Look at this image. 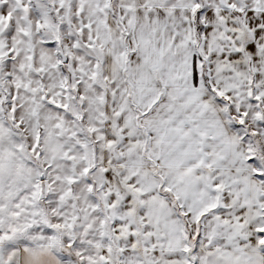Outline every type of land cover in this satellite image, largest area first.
Wrapping results in <instances>:
<instances>
[{"label": "snow or ice", "instance_id": "1", "mask_svg": "<svg viewBox=\"0 0 264 264\" xmlns=\"http://www.w3.org/2000/svg\"><path fill=\"white\" fill-rule=\"evenodd\" d=\"M0 264H264V0H0Z\"/></svg>", "mask_w": 264, "mask_h": 264}]
</instances>
